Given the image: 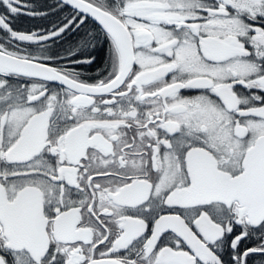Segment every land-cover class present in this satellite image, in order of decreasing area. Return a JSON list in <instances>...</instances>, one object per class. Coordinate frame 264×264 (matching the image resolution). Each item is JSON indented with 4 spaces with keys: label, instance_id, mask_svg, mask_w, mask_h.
Masks as SVG:
<instances>
[{
    "label": "snow or ice",
    "instance_id": "6c2138e0",
    "mask_svg": "<svg viewBox=\"0 0 264 264\" xmlns=\"http://www.w3.org/2000/svg\"><path fill=\"white\" fill-rule=\"evenodd\" d=\"M47 7L0 0V264H264V0Z\"/></svg>",
    "mask_w": 264,
    "mask_h": 264
},
{
    "label": "flooded vegetation",
    "instance_id": "af4514ba",
    "mask_svg": "<svg viewBox=\"0 0 264 264\" xmlns=\"http://www.w3.org/2000/svg\"><path fill=\"white\" fill-rule=\"evenodd\" d=\"M26 2L28 3H34L37 5V7L43 8V10L48 11V5H53L55 3V0H26ZM3 9L0 8V11H2ZM29 18V17H28ZM31 19V17L29 18ZM39 22L37 24H33V28L36 29L38 27L41 26H48V21L42 18H36ZM52 19H55L54 16H52ZM19 20L23 21V22H15L14 23V27L17 28L18 30H26V27L28 26V23H26V21L28 20L27 17H21L19 18ZM101 66H103V64L101 63Z\"/></svg>",
    "mask_w": 264,
    "mask_h": 264
},
{
    "label": "trees",
    "instance_id": "16d2710c",
    "mask_svg": "<svg viewBox=\"0 0 264 264\" xmlns=\"http://www.w3.org/2000/svg\"><path fill=\"white\" fill-rule=\"evenodd\" d=\"M30 18V17H29ZM28 17H27V21H26V23H28V26L26 27V30H28V29H34L33 28V24H37L39 21L36 19V18H31V19H29ZM15 22H18V23H20V22H23V21H21V20H16Z\"/></svg>",
    "mask_w": 264,
    "mask_h": 264
}]
</instances>
